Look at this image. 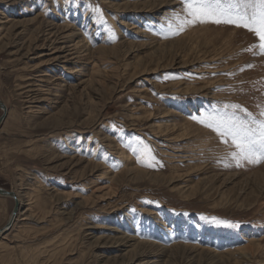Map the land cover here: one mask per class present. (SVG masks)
<instances>
[{
    "label": "rangeland",
    "instance_id": "374dc122",
    "mask_svg": "<svg viewBox=\"0 0 264 264\" xmlns=\"http://www.w3.org/2000/svg\"><path fill=\"white\" fill-rule=\"evenodd\" d=\"M173 11L181 0H0V186L20 199L0 264H115L134 242L149 252L129 264H264V163L225 167L231 149L191 118L258 114L264 55L231 25L165 38ZM12 207L0 195V228Z\"/></svg>",
    "mask_w": 264,
    "mask_h": 264
},
{
    "label": "snow or ice",
    "instance_id": "6c2138e0",
    "mask_svg": "<svg viewBox=\"0 0 264 264\" xmlns=\"http://www.w3.org/2000/svg\"><path fill=\"white\" fill-rule=\"evenodd\" d=\"M181 4L182 13L173 11L167 18V24L160 33L165 38L201 23L231 25L253 33L258 43L247 50L256 49L254 54L264 55V0H181ZM92 11L103 18L98 6ZM191 118L215 132L221 143L231 149L227 162L218 161L225 167L264 163V108L253 114L241 105L226 104L219 109L198 111ZM136 139L140 140L139 137ZM133 151L138 154V159L147 153L155 160L147 144H141ZM147 166L152 167L153 164Z\"/></svg>",
    "mask_w": 264,
    "mask_h": 264
},
{
    "label": "bare ground",
    "instance_id": "6f19581e",
    "mask_svg": "<svg viewBox=\"0 0 264 264\" xmlns=\"http://www.w3.org/2000/svg\"><path fill=\"white\" fill-rule=\"evenodd\" d=\"M59 50V49H58ZM65 56V55H64ZM33 95V94H32ZM33 96H35V95H33ZM28 97V96H27ZM36 97V96H35ZM30 98V97H29ZM31 99V98H30ZM29 99V100H30ZM182 192V191H181ZM185 192V191H184ZM7 197H9V196H7ZM17 200H18V198H17ZM20 200V199H19ZM19 200H18V203H19ZM22 204V203H21ZM13 205H14V200H13ZM13 208V207H12ZM21 210V209H20ZM10 216V215H9ZM26 218V217H25ZM8 219H9V217H8ZM8 221V220H7ZM11 228V227H10ZM9 228V229H10ZM9 229H7V230H9ZM6 231V230H5ZM5 231H3V232H5ZM3 232H1L0 234H2ZM113 235H116V233L115 234H113ZM123 235V234H122ZM116 236H118V235H116ZM125 238V237H124ZM107 240H109L110 242H111V244H116L117 246L118 245H120V243L121 242H123V244H124V240L125 239H123L122 237H120V238H115V237H113V238H111V237H107ZM128 240V239H127ZM132 241V240H131ZM127 242V241H126ZM125 242V243H126ZM96 243V242H95ZM100 245H101V243H100ZM124 245H126V244H124ZM97 246H99V243H97ZM148 245L146 244V243H141V242H137V243H133L132 245H131V248H129L127 251H125V254H127L129 257H127L126 259H122V260H120L119 262H118V260L116 261V263L115 264H129L130 262H132V261H134V260H138L139 259V257H141V255H144V253L143 252H149V250L148 251H145V250H147L148 249V247H147ZM151 246V245H150ZM149 246V247H150ZM127 247H129V245L127 246ZM157 247V246H156ZM155 251V250H154ZM186 252V251H185ZM179 253H182L181 251L179 252ZM189 253V252H188ZM124 254V255H125ZM146 254V253H145ZM150 254V253H149ZM160 255V254H159ZM147 256V255H146ZM194 256V255H193ZM149 257H154V256H149ZM157 257H159V256H157ZM190 257V256H189ZM142 258V257H141ZM144 259V258H143ZM187 260V259H186ZM146 261V260H145ZM147 262V261H146ZM154 263V262H153Z\"/></svg>",
    "mask_w": 264,
    "mask_h": 264
},
{
    "label": "water",
    "instance_id": "95a60500",
    "mask_svg": "<svg viewBox=\"0 0 264 264\" xmlns=\"http://www.w3.org/2000/svg\"><path fill=\"white\" fill-rule=\"evenodd\" d=\"M0 109L2 110V113L0 114V124H1L2 121L4 120V117H5V114H6V111H7V107H6L5 103L2 100H0ZM0 195L9 196V197H11L14 200V205H13V208L11 210L9 219L4 224V226L0 228V233H1V232L5 231V230L9 229L12 226V224H13V222L15 220V217L17 215V212H18L19 203H18V200H17V195H16V193L13 190H8V189L0 186Z\"/></svg>",
    "mask_w": 264,
    "mask_h": 264
}]
</instances>
